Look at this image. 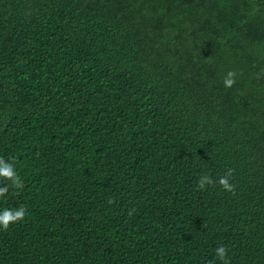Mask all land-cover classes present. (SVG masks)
Segmentation results:
<instances>
[{"label": "trees", "instance_id": "1", "mask_svg": "<svg viewBox=\"0 0 264 264\" xmlns=\"http://www.w3.org/2000/svg\"><path fill=\"white\" fill-rule=\"evenodd\" d=\"M0 157V264H264V0H0Z\"/></svg>", "mask_w": 264, "mask_h": 264}, {"label": "clouds", "instance_id": "2", "mask_svg": "<svg viewBox=\"0 0 264 264\" xmlns=\"http://www.w3.org/2000/svg\"><path fill=\"white\" fill-rule=\"evenodd\" d=\"M235 73L229 72L224 83L226 86L230 87L234 83ZM0 177L6 178L11 182V185L19 189L21 187L22 181L18 172L16 171L15 161L9 162L6 158L0 157ZM206 182V180L204 181ZM203 183V182H202ZM220 183L229 188V182L227 178H221ZM8 191V187L0 189V198L4 197V194ZM25 211L23 207L20 208H4L0 210V228L7 229L13 223L20 221L24 218ZM217 256L224 261V264H228L227 260V250L225 247L221 246L216 249Z\"/></svg>", "mask_w": 264, "mask_h": 264}]
</instances>
